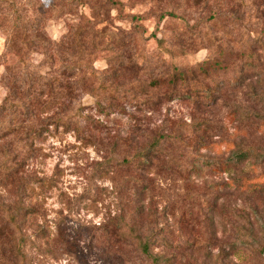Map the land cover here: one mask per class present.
<instances>
[{
  "label": "rangeland",
  "instance_id": "rangeland-1",
  "mask_svg": "<svg viewBox=\"0 0 264 264\" xmlns=\"http://www.w3.org/2000/svg\"><path fill=\"white\" fill-rule=\"evenodd\" d=\"M40 1L59 14L69 3ZM114 1L120 5L86 9L89 18L99 13L104 20V41L87 54L89 62L81 61L93 64L110 92L73 88V111L78 107L79 113L72 114L66 110V90L55 88L59 103L36 116L50 118L39 134L29 138L20 132L0 140V165L18 164L8 181L0 166V205L12 213L25 208L18 224L30 239L24 247L27 264H153L141 253L137 237L150 242L158 264H264V3ZM170 11L177 18L168 17ZM63 16L49 21L51 42L64 40ZM158 39L167 40L174 57L161 52ZM66 53L54 51L53 60L47 59L53 78L63 82L69 79L58 73L70 62L62 61ZM43 58L34 53L31 64L40 65ZM14 61L12 56L5 64ZM165 64L182 69L198 93L210 92L211 102L177 99L133 106L132 98L165 95L166 86L150 87V77L164 72ZM3 69L0 65V74ZM123 92L130 104L120 111L107 101L98 106L93 95ZM70 121L91 141L65 128ZM30 124L18 119L19 126ZM172 131L179 139L165 141L148 168L135 161L123 165L122 159L132 160L155 132ZM232 149L253 155L226 171L222 164ZM203 155L219 165L203 166ZM107 159L110 164L98 170L96 163ZM243 174L247 180L240 183ZM39 177L43 187L34 183Z\"/></svg>",
  "mask_w": 264,
  "mask_h": 264
},
{
  "label": "trees",
  "instance_id": "trees-1",
  "mask_svg": "<svg viewBox=\"0 0 264 264\" xmlns=\"http://www.w3.org/2000/svg\"><path fill=\"white\" fill-rule=\"evenodd\" d=\"M67 1L69 3L66 5V10L61 8L62 13L59 14L60 11L56 10L54 5H45L40 0H0V65H3L4 68L0 74V88L3 90V97L0 100V140H3L9 134H19L20 132H24L26 137L29 138H34L36 133L39 134L44 129V126L41 125H48L50 118L46 117V119L40 120L36 119V116L40 115V112L47 113L59 103V101L55 102V100H59L58 94L54 92L55 88L66 90V110H69L70 113H72L76 101L73 99L74 95L71 94L73 88L78 90L90 87V89H95V91L110 92V88L105 86L106 79L100 76V73L96 71L92 63L89 66H82L81 64V61L89 62L86 58L87 54L90 55L91 52L96 51L97 45L104 41V34L102 33L104 31L102 30L104 20L98 19L100 17L99 13L89 18L86 15V9L98 12L101 9H112L113 6H119L120 2L114 0ZM75 1L78 2L74 4ZM246 1L247 4L251 1L254 6L264 3V0ZM64 13H67L68 16H63ZM166 14L172 19L177 18L172 11L166 12ZM62 16L65 17L63 21L68 31L62 36L64 40L57 44L50 41L48 26L49 21L59 19ZM132 17H135V15ZM106 23L108 25V22ZM166 42V39L157 40L161 52H165L169 57H174L175 53L166 47ZM54 51L57 54H61V51L67 52L62 61L70 60V62L63 69V72L58 74H64L69 81L63 82L60 78H53L54 71L49 67V64L52 63L47 61V59L53 60ZM34 53H41L44 57L43 60L46 61L40 65L31 64ZM69 53L71 55L70 58H68ZM12 56L15 57L16 61L14 62L17 63L14 65L5 64ZM140 59L143 61L147 60L143 59V56ZM161 62L164 63V60H161ZM133 63L138 67L137 61ZM43 66H46V68H42ZM119 67L123 68L121 65ZM164 69L165 71L161 72V74L158 71L150 77V87L157 89L159 86H166L168 91L165 95L158 99L151 96L143 100L132 98L133 104H135L133 106L154 107L161 101L170 102L177 99H185L193 103L202 104L211 102L212 94L206 90L202 91V89L198 93L196 86L187 81L182 69L172 64H165ZM114 71L115 75L117 70L115 69ZM95 84H97L96 87H94ZM93 95L97 97L95 101L98 106L101 102L107 101L109 106L117 104V108L120 111L124 109L125 104H130V97L125 95L124 92L120 95L108 94V97L106 94ZM77 110L78 107L75 108L72 114L79 113V110ZM5 117L8 118L7 122L4 119ZM20 117L23 120H30L31 124L24 127L19 126L18 119ZM36 121L37 123H33ZM65 122L67 121L65 120ZM65 122L63 124L65 128L72 129L80 139L86 140V142L91 141L90 137L85 135V133L83 135L81 126L71 121L66 125ZM151 137L152 142L140 153H137L132 160L130 158L122 159L124 166L129 167L135 161L138 166H146L148 168L152 159L156 158L162 151L161 147L165 141L173 143V141L179 139L178 136L173 134V131L169 134L155 132ZM251 155H253V152L249 149H232L222 165L226 171H232L233 168L238 167L241 162L250 158ZM110 162V159H107L104 162L96 163L97 169H101L103 164L109 165ZM200 164L215 167L219 165V162L212 157L203 155L200 158ZM0 166L4 176L8 177L6 179L3 176L6 181L16 175L18 164L14 160L6 161ZM245 180H247V177L243 174L237 181L243 183ZM34 183L37 187H43L45 180L39 177ZM139 184L136 183V185L140 186ZM253 186H257V184H253ZM20 210L23 211L25 208L18 209L15 213H12L9 206L0 205V212L3 213L1 219L4 228L2 230L4 231L3 241L0 242V264H27L24 247L30 239L22 234L19 227V219L24 218V213L22 214ZM137 238L138 241L136 243L141 253L150 259L153 264H158L159 257L154 256L149 251L150 242L142 240L140 237Z\"/></svg>",
  "mask_w": 264,
  "mask_h": 264
}]
</instances>
